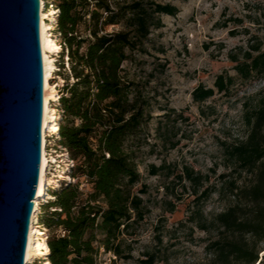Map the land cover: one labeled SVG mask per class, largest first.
<instances>
[{
	"label": "trees",
	"instance_id": "1",
	"mask_svg": "<svg viewBox=\"0 0 264 264\" xmlns=\"http://www.w3.org/2000/svg\"><path fill=\"white\" fill-rule=\"evenodd\" d=\"M54 1L61 43L56 67L64 69L65 50L68 70L75 79L61 90L57 88L63 122L57 141L66 149L69 160L81 161L76 170L92 190L81 198L77 184L69 182L48 191L54 199L41 204L39 221L46 229L53 232L62 228L65 234L46 238L49 251L45 258L50 264H97L103 249L116 258L128 259L131 249L125 254L124 237L133 233L131 229L146 214L139 194L144 190L133 192L140 176L132 147L151 116L147 98L137 83L127 79L122 63L133 59L134 53L147 54L145 42L151 31L163 26V15L175 16L178 9L157 0ZM79 25L84 26L86 36L78 34ZM108 26L113 27L111 31H107ZM229 59L240 78L263 76L264 33L261 38L255 37L247 49L230 54ZM233 82V76L221 73L213 87H195L192 100L202 103L215 93H226ZM76 119L78 125L74 124ZM245 123L246 138L226 150L236 177L220 176L232 204L210 222L199 210L196 213L201 230L216 232L206 246L210 255L207 264H264V254L259 258L264 250V95L246 111ZM156 130L164 148L177 146L178 140L173 139L176 132L168 120H159ZM73 167L70 165L71 170ZM164 170L178 182L187 181L198 201L216 191L212 186L204 187L207 175L189 166L178 173L165 162L148 166L150 175ZM243 173L250 177L247 184L239 185ZM173 210L171 206L169 211ZM144 256L141 264L155 263V253L145 252Z\"/></svg>",
	"mask_w": 264,
	"mask_h": 264
},
{
	"label": "rangeland",
	"instance_id": "2",
	"mask_svg": "<svg viewBox=\"0 0 264 264\" xmlns=\"http://www.w3.org/2000/svg\"><path fill=\"white\" fill-rule=\"evenodd\" d=\"M50 1L56 6L54 0H49L46 2L49 9ZM157 1L174 5L177 14L161 17L163 26L153 29L145 42L147 54L134 53L133 59L122 63L127 79L138 84L149 102L151 118L140 136L134 139L132 147L140 176L133 192L144 190L139 194L146 214L131 229L133 233L124 237L125 254L130 248L131 258H116L111 252L100 249L97 264H141L145 252L156 254L154 264L209 262L206 246L216 237V232L201 230L195 219L196 213L199 210L210 222L232 204L233 199L221 185L220 178L222 174L227 178L236 177L235 173L232 175L226 150L246 138L245 113L264 95V75L244 80L236 74L234 63L229 59L230 54L247 49L255 37H262L264 0ZM112 28L108 26L107 31ZM78 34L87 35L83 25H79ZM65 55L64 50V69L59 68L58 75H55L59 90L66 82L75 81L68 70ZM221 73L234 77L229 90L215 93L202 103L193 102L192 90L200 84L213 87L216 76ZM163 114L170 117L165 118ZM159 120H168L169 126L174 127L176 136L173 139L178 140L174 149L162 146L156 130ZM59 123L63 122L60 120ZM74 124L78 125L79 120H74ZM57 140L58 136L48 141L47 150L54 148L57 151L49 171L57 172V175L65 168L66 175L58 187L52 188V185L49 191L71 182L77 184L81 198H84L91 192L92 185L76 170L81 161L69 160L65 152H60ZM163 162L169 164L175 173L183 166H189L207 175L208 182L204 187L212 186L216 191L198 201L187 181L178 182L174 176H167L165 170L158 175L149 174L148 166H159ZM70 165L74 166L72 170ZM249 177L243 173L238 184H247ZM46 197L45 202L54 199L48 194ZM171 206L174 210L170 212ZM53 210L49 208V211ZM44 233L45 239L61 235L62 228L53 232L45 228ZM262 254L264 250L259 252V258ZM33 264H40L39 260Z\"/></svg>",
	"mask_w": 264,
	"mask_h": 264
},
{
	"label": "water",
	"instance_id": "3",
	"mask_svg": "<svg viewBox=\"0 0 264 264\" xmlns=\"http://www.w3.org/2000/svg\"><path fill=\"white\" fill-rule=\"evenodd\" d=\"M43 79L39 0H0V264L27 262L41 165Z\"/></svg>",
	"mask_w": 264,
	"mask_h": 264
},
{
	"label": "bare ground",
	"instance_id": "4",
	"mask_svg": "<svg viewBox=\"0 0 264 264\" xmlns=\"http://www.w3.org/2000/svg\"><path fill=\"white\" fill-rule=\"evenodd\" d=\"M44 1L39 0V23H40V41L44 66V102H43V126H42V142H41V165L38 191L36 200L34 201V209L32 214L30 233L28 236V256L25 264H33L34 259L48 254L49 248L44 237L45 227L40 223L39 217L41 212V204L44 201L43 196L48 194L49 188H56L59 182L65 177V168L62 171L50 172V163H54V148L50 151L46 149L47 138L52 137L46 135L48 131L55 132L60 130L59 111L51 102L57 99V87L50 83V79L55 78L53 72L56 70V59L54 52L59 51V45L55 40V34L52 29L55 25L54 18H48L58 13V8L44 9ZM52 12H48V11ZM48 18V22L46 21ZM62 79V78H61ZM59 139V136H58ZM64 155V154H63ZM62 156V155H59ZM66 162V160H65ZM54 190V189H53ZM44 227V228H43ZM43 258V257H42ZM34 261V262H33ZM50 264L49 260L44 257V263Z\"/></svg>",
	"mask_w": 264,
	"mask_h": 264
},
{
	"label": "built area",
	"instance_id": "5",
	"mask_svg": "<svg viewBox=\"0 0 264 264\" xmlns=\"http://www.w3.org/2000/svg\"><path fill=\"white\" fill-rule=\"evenodd\" d=\"M44 1V9H49V8H47V3L46 2H48L49 0H43ZM51 3H50V8H57L56 6H54V3H53V1H50ZM49 13L50 12H52L51 10L50 11H48ZM55 16H56V14L54 15V16H49L48 18H54V22H55ZM48 18H47V22H48ZM56 30H57V25H56V22H55V25H54V27H53V29H52V32L55 34V40H56V42L58 43V45H59V51L58 52H54L53 53V56H54V58L56 59V57L58 56V54H59V52L61 51V43H60V40L58 39V36H59V32H58V35L56 34ZM65 58H66V64H67V56L65 55ZM68 65V64H67ZM58 70V68L56 67V70L53 72L54 74H53V76H55V73H56V71ZM55 80V78H52V79H50V83L52 82V84H53V81ZM55 84V86H56V83H54ZM56 91H57V89H56ZM57 94V99L56 100H54V101H52L51 103L54 105V106H56L57 107V109H58V111H59V117L61 116V113H62V110H59V95H58V92L56 93ZM58 105V106H57ZM61 109V108H60ZM46 135L48 136V135H51L52 137H50V138H54V137H57V136H59V131H57V132H55V134H54V131H48L47 133H46ZM54 135V136H53ZM50 138L48 137L47 138V143H46V149H47V146H48V141L50 140ZM59 150H60V152H65V154H66V149L64 148V147H62V146H59ZM64 154V153H63ZM52 163H50V165H51ZM64 234H65V232L64 231H62V234H61V236H64ZM46 240V239H45ZM46 256V255H45ZM45 256H42V257H45ZM44 263V262H43ZM41 264V263H40Z\"/></svg>",
	"mask_w": 264,
	"mask_h": 264
}]
</instances>
